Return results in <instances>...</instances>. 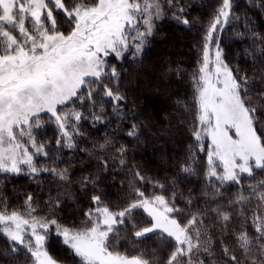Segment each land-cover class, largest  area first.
<instances>
[{
  "label": "snow or ice",
  "instance_id": "1",
  "mask_svg": "<svg viewBox=\"0 0 264 264\" xmlns=\"http://www.w3.org/2000/svg\"><path fill=\"white\" fill-rule=\"evenodd\" d=\"M236 6L220 0L192 76L191 142L177 171L180 179H201L199 191L179 188L177 177L162 182L132 168L129 195L112 206L97 191L100 176H85L80 186L90 207L73 225L38 211L32 194L22 208L0 199L3 254L23 253L26 264H59L48 250L55 236L79 264H264V35L245 17L238 37L252 43L241 59L256 70L227 60L221 39L240 20ZM190 7L183 0H0V173L71 186L69 168L60 167L65 150L91 158L111 144L82 146L84 122L132 119L118 63L139 60L161 20L190 28ZM127 135L138 140L139 125L133 122ZM117 151L120 169H127L125 148ZM97 167L107 171V159ZM61 202L50 193L46 204L55 210ZM121 233L134 244L156 238L167 254L117 251L113 241Z\"/></svg>",
  "mask_w": 264,
  "mask_h": 264
},
{
  "label": "trees",
  "instance_id": "2",
  "mask_svg": "<svg viewBox=\"0 0 264 264\" xmlns=\"http://www.w3.org/2000/svg\"><path fill=\"white\" fill-rule=\"evenodd\" d=\"M183 2L194 5L186 9V14L193 22L190 28L177 25L170 19L161 20L142 57L137 61L129 59L118 63L121 88L128 96L132 119H113L110 123H97L95 127L88 121L84 122L82 146L92 149L93 145L109 139L111 144L108 150L91 158L79 150L75 153L65 150L60 167L69 168L73 181L66 189L54 188L49 178L33 181L26 175L0 173V199H6L11 208H22L24 198L32 194L36 197L38 211L54 215L60 221L73 225L81 223V213L90 207V198L80 186V181L85 176H100L103 185L97 191H103L112 206L119 205L129 195L128 184L132 177L128 169L132 168H138L147 176L162 182L177 177L179 188L199 191L202 180L195 176L180 179L182 174L177 171V165L183 162L191 142L190 128L194 122L192 76L200 59V40L209 18L219 7L220 0ZM235 3V14L240 20L233 21L225 28L221 47L233 66L238 65L242 71L252 73L256 69L241 59L252 41L247 36L239 38L238 33L245 31L244 19L247 17L252 22L251 30L264 35V7L259 6V0H256V7L251 6L248 0H235ZM256 67L260 65L257 64ZM133 122L139 125L138 140L127 135ZM48 135H52L51 130ZM121 146L126 150L128 166L123 170L116 159L119 156L117 150ZM102 158L108 161L107 171L98 170L97 165ZM69 161L72 163L69 164ZM112 177L116 179L113 180ZM50 193H57L62 201L55 210L49 209L46 204ZM216 243L218 251L219 240ZM113 245L117 251L127 255L143 251L151 256L153 248L161 256L167 254L166 244L160 243L156 238L134 244L130 234L121 233L119 239L113 241ZM6 247L5 239L0 236V264H26L23 253L19 259L3 254ZM48 250L59 264H79V259L58 237L50 239Z\"/></svg>",
  "mask_w": 264,
  "mask_h": 264
},
{
  "label": "rangeland",
  "instance_id": "3",
  "mask_svg": "<svg viewBox=\"0 0 264 264\" xmlns=\"http://www.w3.org/2000/svg\"><path fill=\"white\" fill-rule=\"evenodd\" d=\"M150 38H151V37H150ZM150 38H149V39H150ZM145 48H146V46H145ZM145 48H144V50H145Z\"/></svg>",
  "mask_w": 264,
  "mask_h": 264
}]
</instances>
